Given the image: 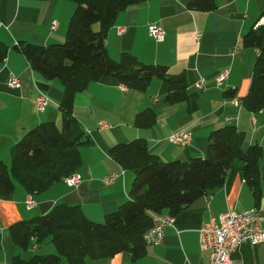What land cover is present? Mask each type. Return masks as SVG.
<instances>
[{"label": "crops", "instance_id": "1", "mask_svg": "<svg viewBox=\"0 0 264 264\" xmlns=\"http://www.w3.org/2000/svg\"><path fill=\"white\" fill-rule=\"evenodd\" d=\"M188 1L142 0L127 7L115 17L104 44L113 60L130 53L145 64L167 67L170 73L184 72L192 104L166 103L167 86L157 78L145 91H136L115 78L103 77L76 93L72 112L87 142L79 147L80 164L72 173L80 176V184L68 187L61 179L34 195L16 184L13 192L0 195V264H9L13 256L22 258V252L37 251L43 243L37 246L31 239L29 248L21 250L11 241L12 224L46 215L58 204L79 206L88 220L101 223L129 199L133 173L111 158L113 146L142 138L148 151L162 161L185 162L204 157L209 133L226 125L237 129L243 152L253 145L262 150L258 199L239 168H231L220 187L173 215L174 224L164 228L160 246L145 247V254L136 260L119 253L85 263L209 264L210 251L199 248L197 232L210 217L257 208L264 227V107L250 112L240 103L250 87L258 55L257 49L244 45L242 37L264 24V0H214L215 7L209 12L191 10ZM74 6L70 0H0V43L8 47L0 62V162L7 169L15 145L26 131L42 122L60 124L58 105L63 90L60 81L44 80L12 47L19 41L41 46L63 42ZM52 21L57 22L53 31ZM150 25L164 30V39L151 38ZM98 28L94 26V30ZM225 71L227 79L217 86L215 79ZM11 75L18 80V89L9 87ZM200 80H204L202 90L197 88ZM40 94L48 98L42 111L35 106ZM145 109L155 112L156 121L149 128H137L133 119ZM181 130L192 136L184 147L168 140L170 134ZM111 174L117 175L116 180L105 185L104 179ZM30 196L36 206L29 211L25 202ZM53 249L46 246L45 252L53 254ZM230 257L233 264H264V242L243 244Z\"/></svg>", "mask_w": 264, "mask_h": 264}, {"label": "trees", "instance_id": "2", "mask_svg": "<svg viewBox=\"0 0 264 264\" xmlns=\"http://www.w3.org/2000/svg\"><path fill=\"white\" fill-rule=\"evenodd\" d=\"M45 1V0H42ZM47 1V0H46ZM75 9L64 40L46 46L25 41L12 48L20 52L31 69L46 81L61 82L58 105L60 124L42 122L26 131L15 145L9 169L0 162V195L13 192L16 184L28 194H39L53 183L72 175L80 164V148L86 142L82 125L73 116V96L103 77H112L127 89L145 91L157 78L167 86L166 103L193 102L186 92L184 72L173 74L162 65L145 64L130 53L119 60L109 57L105 38L117 14L142 0H70ZM191 10L212 11L214 0H190ZM98 25V30L94 26ZM245 46L257 49L250 87L241 105L250 112L264 107V24L243 37ZM8 47L0 43V62ZM152 109L139 112L137 128L156 121ZM234 126L213 129L206 141L204 157L164 162L151 154L142 138L119 143L109 150L111 158L133 173L129 199L105 215L101 223L88 220L79 206L58 204L46 215L21 220L9 227L11 241L26 251L31 239L39 246L46 239L55 254H34L27 260L13 256L9 264H86L87 260L110 258L119 253L132 260L146 251L143 235L154 223V215H176L194 200L223 184L228 170L238 167L244 180L259 198V159L262 150L253 145L243 152Z\"/></svg>", "mask_w": 264, "mask_h": 264}, {"label": "built area", "instance_id": "3", "mask_svg": "<svg viewBox=\"0 0 264 264\" xmlns=\"http://www.w3.org/2000/svg\"><path fill=\"white\" fill-rule=\"evenodd\" d=\"M56 26L57 22L52 21L50 30H55ZM147 30L149 36L154 40L161 41L164 39V30L159 27L150 25ZM118 31L119 34L124 32L123 29ZM227 76L226 71L220 73L215 79L216 85L220 86L227 79ZM18 85V80L11 75L9 87L18 89ZM197 88L199 90L204 88V80H200ZM47 104L48 98L46 96L40 94L36 97L35 106L38 111L44 110ZM191 138V133L181 130L170 134L168 140L171 144L184 147L190 143ZM116 178V174H111L104 179V184H111ZM63 180L68 187H75L80 184V176L77 174L67 176ZM35 206L34 199L31 196L28 197L25 202L26 209L30 211ZM173 220V215H154L152 221L154 225L142 234L145 246H160L163 242V230L165 227L172 226L174 224ZM197 233L199 248L202 251H210L209 264H233L230 256L241 245H257L264 242V227L257 208L244 212L228 211L216 217L212 216Z\"/></svg>", "mask_w": 264, "mask_h": 264}, {"label": "rangeland", "instance_id": "4", "mask_svg": "<svg viewBox=\"0 0 264 264\" xmlns=\"http://www.w3.org/2000/svg\"><path fill=\"white\" fill-rule=\"evenodd\" d=\"M95 26H98V25H95ZM46 246H51V248L53 249L52 245L50 243H48L47 241H44L42 244H41V248L38 249L37 251H32L29 250L28 252H22V258L27 260L31 257V255H34V254H39V255H47V252L46 251ZM55 250L53 249V254H55L56 252H54Z\"/></svg>", "mask_w": 264, "mask_h": 264}]
</instances>
